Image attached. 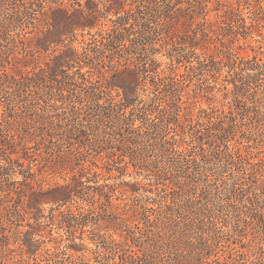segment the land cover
I'll list each match as a JSON object with an SVG mask.
<instances>
[{
	"label": "trees",
	"instance_id": "1",
	"mask_svg": "<svg viewBox=\"0 0 264 264\" xmlns=\"http://www.w3.org/2000/svg\"><path fill=\"white\" fill-rule=\"evenodd\" d=\"M141 1L142 5L131 10L134 23H129L125 17H118L116 19L119 21V28L109 27L104 31L99 29L94 32L98 34L91 33V29L96 26L98 14L101 13L93 0H86L84 5L76 3L78 9L66 8L63 4L64 0H57L54 6L47 9L43 6L44 1H40L42 16L46 23L40 31V37L36 38L33 50L49 52L51 57L44 61V67L32 63L30 54L32 48L24 44L25 49L20 53L21 58H15L13 50L15 41H12L11 47L0 50V68L3 69L4 63H8L11 57L16 61L19 60V65L25 69V72H20L19 78L16 79L15 76L2 71L3 75L9 78V85L12 86H5L0 80V92L7 94V89L14 86L16 92H34L36 97L33 96V99H36L38 94L35 91L39 84H45L50 80L57 85L56 88L46 87L47 90H40V100L43 103L40 106V113L37 114L40 119V133L35 135L38 129L33 127L34 133L17 134L12 137L11 142L4 140V146L24 148L28 143L36 144L33 136L40 138V145L44 149L40 174L64 173L67 176L63 177L64 184H55L46 192L40 191V204L42 201H52L58 206H65L75 199L88 203L89 208L85 211L91 214H70L67 218L62 215L63 212H60L58 221L64 225L70 235L75 230L88 225L93 226L94 231L97 230L95 235L103 240L102 250L97 249V251L105 261L94 259L95 264H212V262L215 264V260L209 261V258L218 248L220 238L213 220L222 219L219 215L226 207H231V218L234 221L231 232L233 236L242 237L247 225L261 222L255 214L248 213L247 205L264 203V183H256L257 178L253 170L249 174L242 173L245 156L238 151V142L231 143L230 136L238 123L236 117L233 115L229 117L226 126L218 124L219 127L216 129H212L214 127L207 129L210 132L218 131L213 141L205 142L202 137H197L195 146L188 149L179 151L182 145L175 147V143L169 148L166 136L170 126L179 125L181 116L186 118L193 115L187 102L182 101L184 83L171 78L169 83L164 84L165 99L163 98L162 101L164 104L158 105V99L161 98L155 94L146 101L140 99L139 76L134 58L129 56L124 59L123 69L115 68L113 64L121 66L122 57L118 52L120 47L131 48L134 51L141 50L143 52L141 61L146 62L149 56L148 47L157 50L155 45L159 40L158 37L163 33V27L168 21L181 25L184 29L194 27L193 36L188 35L184 44L191 49L203 50L204 45L197 43L199 34L201 38L208 37L206 32L217 34L218 30L223 31L221 24H225L230 29L228 35L233 34L240 20L237 13L240 12L241 0H237L235 4L227 0ZM6 2L7 0H0V12L3 11ZM108 2V6H104V11L109 10L118 14L120 4L123 2L121 0H108ZM260 10L264 13L262 6ZM211 11L216 12L217 18L224 19L219 23L210 21L208 16ZM219 12H222L221 15ZM1 14H4V17L0 19V41L7 42L8 31L12 25L23 32L27 28L26 25L32 24V22L25 24L30 18V13L27 11ZM254 21L260 23L257 18ZM155 26L158 27L157 30ZM86 29H89L87 35L92 38L78 40L77 31L84 32ZM29 33L30 31L24 32L22 37L24 43L30 41L26 36ZM101 33L107 35L105 42ZM81 35L83 37V34ZM95 35H99L103 41L93 40ZM221 35L226 36L227 33ZM67 39L69 42L65 43ZM74 40L79 43V49L72 46ZM201 40L205 41V39ZM18 41L22 42L21 39ZM223 48L224 51H221L214 47V53H203V58H208L212 65L216 63L215 58L220 62L226 61L233 75L237 71L245 72L242 85L237 86L231 81L233 89L246 96L247 92L253 89V84L264 82V58L258 59L253 55L249 59H243L238 53H234L230 46L223 45ZM185 59L179 56L172 61V64L183 63ZM31 64L34 67L27 71L26 68ZM200 66L205 67L201 63ZM188 69L192 74L201 71L200 68L190 65ZM189 70H186L187 75ZM167 76L168 73L162 71V79L159 81L166 79ZM27 81L33 82V90L29 89L31 85ZM152 85L157 91V84L153 82ZM53 90L58 93L59 98ZM197 90L199 93L204 92L201 87ZM112 91L115 94H112ZM198 94L196 93L194 97L197 98ZM13 97L16 103L21 102L19 95L14 94ZM57 102L60 105H57ZM223 108L222 105V111ZM58 110H63L60 111L62 114L57 115ZM200 110L206 111L202 108ZM228 110H232L231 105L228 106ZM57 117L62 118L55 120L54 118ZM240 119H243L241 115ZM18 124L29 123L19 121ZM8 129V122L4 127L0 125V136ZM262 130L264 131V127ZM253 133L249 131L248 142L254 136ZM72 139L79 140V148L75 153L71 150L66 153L62 150L63 145L70 143ZM7 150L9 149H3V152L7 153ZM171 152L179 153L181 159H175L171 156ZM150 157L152 158L149 159ZM96 158L105 159L103 168L107 173L111 172L112 168L118 170L123 168L125 172L129 167L145 178L152 173L158 190L156 199L142 200L135 196L136 192L143 188L140 183L120 182L100 185L98 177L101 174L94 170L100 168L93 161ZM216 165L230 169L237 179L246 176L249 180L247 188L233 187L224 193L219 191L212 193L209 190L210 180L207 178L213 174ZM8 171V167L0 166V201L3 202L0 203V224L2 218H7L5 203H9L11 199L3 189V179L8 175ZM195 184L200 187L199 197L185 198L183 189ZM168 191L173 194L170 201L166 198ZM198 198L204 201L202 204L199 202L201 204L199 207L196 206ZM119 200L123 203H118ZM98 209L103 214L99 213ZM98 228L104 229L105 233L100 234L101 230ZM134 229L139 230L138 236ZM110 230L120 232L119 236H122L121 232H125L124 241L115 240L107 233ZM2 234L0 227L1 238ZM128 241L130 244L127 243ZM23 246L31 252L29 245L21 241L16 243L21 255ZM68 246L75 252L76 260L87 258L75 242ZM0 247V264H4L8 259L13 260L9 254H6L11 251L8 243H3ZM4 253L5 255L2 256ZM50 255L54 259L57 253L53 251ZM66 262L55 261L54 264H79L75 261L66 260ZM28 263L25 259L13 261V264Z\"/></svg>",
	"mask_w": 264,
	"mask_h": 264
},
{
	"label": "rangeland",
	"instance_id": "2",
	"mask_svg": "<svg viewBox=\"0 0 264 264\" xmlns=\"http://www.w3.org/2000/svg\"><path fill=\"white\" fill-rule=\"evenodd\" d=\"M40 1H44L43 6H46L45 8L48 9L54 6L57 0H7L3 11L0 12V19L4 17V14H1L4 12L13 13L14 11H27L30 13V18L25 21V24L29 22H32V24L29 26L26 25L27 28L23 32L20 28H17V26L12 25L8 31L9 39L7 42L0 41V50L11 47L13 45L12 41H15V45H13L14 57L21 58L20 53H23V49H25L24 44H27L28 47L30 46V48H32L30 53L32 55V60L29 59L33 61L32 63H37L44 67V61L51 57L49 52H40V49L37 51L33 50L36 44V38L40 37V31L45 27L46 23L42 16ZM85 1L86 0H64L63 4L66 8L70 9L73 7L74 9H78L76 3L84 5ZM93 1L96 3L97 10L101 13L98 14L96 26L91 29V33L99 29L104 31L109 27L119 28V21L116 19L118 17H125L129 20V23H134L131 10L143 4L141 0H121L123 3L120 4L119 12L116 14L113 13V11H104V6H108L109 4L108 0ZM227 1L235 4L237 0ZM240 5V12L237 13V15H239L238 19L240 20L238 24H236L232 35H228L230 29L227 28L225 24H221L223 31L218 30L217 34L206 32L208 34L206 38H201V34H199L197 43L199 45H204L205 48H203V50L199 48L191 49L184 44L188 35L190 37L193 36L192 32L194 31L192 29L194 27H191V29H184L181 25L168 21L163 27V33L158 37L159 40L155 45V49L157 50L154 51L153 49L151 50V47H148L147 52L149 56L146 58V62L141 61V53H143L141 50L134 51L131 48L126 49L120 47L121 49H119L118 52L122 57L120 60L121 66L114 63L113 67H121V69H123L124 67L122 65L125 63L124 59H127L129 56L134 58L135 67L137 69L136 72L139 76L140 99L146 101L148 97H153L155 94L161 98V100L158 99V105L164 104L162 103L165 96L163 91L164 84L169 83L171 78L181 80V82L184 83L182 101L187 102V106L190 108L193 115L187 116L186 118L181 116L179 125L170 126L166 136L167 142L170 144V146L169 144L167 145L169 148H171V144L175 143V147L182 145V147L178 149L179 151H181V149H188L195 146L197 137H202L205 142H209L210 140L213 141L215 140L214 135H217L218 131L212 130L210 132V130L207 129L210 127L216 129L219 127L218 124L226 126L229 117H232V115L236 117L238 123L230 137L232 139L231 143L238 142V151L241 155L245 156L242 173L245 172L249 174L253 170L257 178L256 183L262 184L264 183V131L262 130L264 127V82L259 81L253 84V89L244 96L242 93L233 89V85L231 84V81H233L237 86L242 85L245 76L244 71H237V73L233 75L226 61L220 62L218 58H215L216 63L212 65L208 58H203V53L213 54L214 47L224 51L223 45L224 47L230 46L234 50V53H238L243 59H249L253 57V55H256L258 59L264 58V13L260 10V6H262L264 10V0H241ZM222 9L224 10V8ZM221 13L222 12H219L220 15ZM215 14L216 12L211 11L208 19L210 21H216V23L224 19L217 18ZM256 18L259 19V24L255 23L254 20ZM157 29L158 27H156V30ZM88 30L89 29H86L84 32L78 30L77 39H91L92 36L90 37L87 35ZM25 31H30L31 33L26 35L30 39L28 43H24L22 38ZM221 33H227V35L222 36ZM81 34H83V37ZM102 37H104L105 42L107 40L105 39L107 35L102 34ZM20 39L22 42L18 41ZM201 39H205V41ZM93 40L103 41L99 35H95ZM68 42L69 39H67L65 43ZM72 46L78 49L80 48L79 43L75 40ZM26 49L28 50L29 48ZM179 56L186 58L183 60V63L172 64V61ZM18 61L10 57L9 62L4 63V68H0V80L5 83V86L12 85H9V78H6L2 71H6L9 75L15 76L16 79L19 78L20 72H25V69L20 67ZM200 63L205 67L200 66ZM189 65L198 67L201 71L198 70V72L196 71V73L192 74L188 69ZM33 67L34 65L31 64L26 70L30 71ZM186 70H189V75L186 74ZM162 71H166V74L168 73L169 76L159 81L162 79ZM178 74L180 76H177ZM27 82L31 85L29 89L33 90V82ZM153 82L158 86L157 91L152 85ZM56 85V82L50 80H47L45 84H39L35 91L38 94L36 99H33V96L34 98L36 97L34 92H16V87L14 86L11 89H7V94L0 92V125L4 127L6 122L9 123V129L5 130L2 136H0V166L9 168L8 175L3 179V189L7 191L11 197L10 202L5 203L8 212L7 218H2L0 224L3 231L2 238L0 237V245L8 243V247L11 251L6 254H9V256L13 258V260H6L4 264H13V261H20L22 259L28 260V264H54L55 261L67 263L66 260L68 262L75 261L79 264H95L94 259L105 261L102 255H100L101 253L97 251V249L99 251L102 250L103 240L95 235V231L97 232V230L94 231L93 226L88 225L82 229L75 230V232L70 235L64 225L60 224L58 221L60 212H63L62 215L67 218L70 217V214H91L85 211L89 208L88 203L75 199V201L67 203L65 206H58L52 201H42L40 204V191L46 192L53 188L55 184H64L63 177H67L64 173L48 174L42 172L40 174V165L42 157H44V149L43 146L40 145V138L38 136H33L36 144L28 143L24 148L20 146H4V140L11 142L12 137L17 134L34 133L33 127L38 129L35 135L40 133V119L37 115L40 113V106L43 104L40 100V90H47L46 87L56 88ZM198 87L204 89V92L199 93V90H197ZM53 92L56 97L59 98L58 93H56L55 90H53ZM196 93H199L197 98L194 97ZM14 94L20 96L21 102L16 103V101H13L15 98L13 97ZM112 94H115V92L112 91ZM56 104L60 105L59 102ZM222 105L224 107V113L222 111ZM229 105L232 106L231 111L228 110ZM24 106L28 109H25ZM201 108L206 111H201ZM60 111L63 110H58L57 115L62 114ZM240 115L243 119H240ZM200 117L201 119L199 120ZM60 118L62 117L54 119L58 120ZM19 121L29 124L19 125ZM64 128L66 129L67 127ZM249 131L254 132V136L248 142L247 137L249 136ZM89 138H91V136ZM69 142L70 143L63 145L62 150L66 153L70 150L72 153H75V150L79 148L80 145L79 140L72 139ZM6 148L9 150H7V153H4L3 149ZM11 149H14L15 152ZM192 154H194V152ZM171 156L175 159H181L180 154L177 152H171ZM151 158L152 157L149 159ZM93 161L100 167L99 169H94L101 174V176L98 177V183L100 185L105 183L136 182L140 183L143 188L139 189L135 196L142 200H146L147 198L156 199L158 190L154 184L152 173H149L145 178L143 175L135 173L131 167L125 170V172L123 168H120V170L112 168L111 172L107 173L103 168L105 159L100 160L96 158L93 159ZM242 177L244 178L237 179V176L232 173L230 169H225L216 165L214 166L213 174L207 178L210 180L209 190L212 193H216V191L224 193L227 189L233 187L247 188L249 180L246 176ZM189 187L190 188L183 189L182 193L185 194L184 197H199L200 187L197 184ZM162 194L163 193H161V195ZM210 196H212V194ZM166 198L170 201L173 198V194L168 191ZM197 201L196 206L198 207L204 203L200 198H198ZM199 202L201 204H199ZM0 203L3 202L0 201ZM118 203H123V201L119 200ZM149 205L152 206V204ZM247 206L248 213L255 214L261 222H254L247 225V227H245V234L242 237L233 236L231 232V229L234 228V221L231 218L232 208L226 207L219 215L222 219L217 218L213 220L215 227H217L219 231L218 236L220 238V244L218 248L214 250V254L209 258V261L215 260V264H264V203L262 205L254 204L252 206ZM97 211L103 214L101 210L98 209ZM108 211H110L109 208ZM114 211L117 212L116 210ZM91 212H93L94 215L96 214L94 211ZM98 230H101L99 231L100 234L105 233L104 229L98 228ZM134 232L137 236L139 235V230L134 229ZM107 233L112 235L115 240L124 241L123 237L125 232H121L122 236H119L120 232H114L113 230ZM21 241H25L27 245H29L31 252H28L26 246H23V253L21 255V251L16 247V243ZM73 242L79 246L78 249H81V253L87 256L86 259H75V252L68 248V245ZM127 243L130 244L129 241ZM53 251L57 253L54 259L50 255ZM3 255H5V253L2 254V256ZM224 257L226 259H224ZM212 264L214 263L212 262Z\"/></svg>",
	"mask_w": 264,
	"mask_h": 264
}]
</instances>
